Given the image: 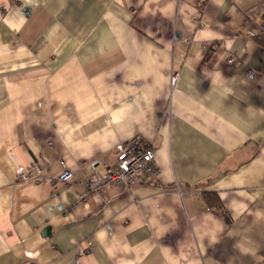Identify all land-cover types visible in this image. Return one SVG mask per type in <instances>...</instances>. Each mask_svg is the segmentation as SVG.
Wrapping results in <instances>:
<instances>
[{"label": "crops", "instance_id": "obj_1", "mask_svg": "<svg viewBox=\"0 0 264 264\" xmlns=\"http://www.w3.org/2000/svg\"><path fill=\"white\" fill-rule=\"evenodd\" d=\"M0 264H264V0H0Z\"/></svg>", "mask_w": 264, "mask_h": 264}, {"label": "built area", "instance_id": "obj_2", "mask_svg": "<svg viewBox=\"0 0 264 264\" xmlns=\"http://www.w3.org/2000/svg\"><path fill=\"white\" fill-rule=\"evenodd\" d=\"M228 63L240 62L237 56L229 55ZM248 77L253 75L252 71L246 73ZM176 73H172L171 80L174 81ZM96 160L91 162L94 167ZM61 169L57 180L67 184L72 179V171L64 160L60 161ZM42 166L39 162L28 165H18L15 168V176L18 180L32 179L39 181ZM158 169L154 162L153 147L144 141L140 135H134L125 141L116 143L114 147V161L104 171H92L81 184L78 199L84 200L91 193L100 192L110 185L117 183L129 184L132 181L143 178H156Z\"/></svg>", "mask_w": 264, "mask_h": 264}, {"label": "trees", "instance_id": "obj_3", "mask_svg": "<svg viewBox=\"0 0 264 264\" xmlns=\"http://www.w3.org/2000/svg\"><path fill=\"white\" fill-rule=\"evenodd\" d=\"M206 197H210L211 202L215 204L216 206H220V202L217 197L213 196L212 194L206 193Z\"/></svg>", "mask_w": 264, "mask_h": 264}, {"label": "rangeland", "instance_id": "obj_4", "mask_svg": "<svg viewBox=\"0 0 264 264\" xmlns=\"http://www.w3.org/2000/svg\"><path fill=\"white\" fill-rule=\"evenodd\" d=\"M230 55H234V56H236V55H235V54H233V53H232V54H230ZM171 76H172V75H171Z\"/></svg>", "mask_w": 264, "mask_h": 264}]
</instances>
